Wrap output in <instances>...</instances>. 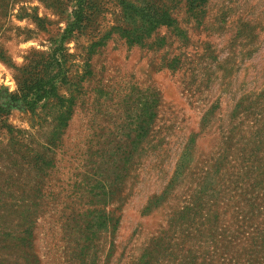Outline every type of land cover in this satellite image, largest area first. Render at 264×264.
<instances>
[{"label":"rangeland","instance_id":"1","mask_svg":"<svg viewBox=\"0 0 264 264\" xmlns=\"http://www.w3.org/2000/svg\"><path fill=\"white\" fill-rule=\"evenodd\" d=\"M0 66V264H264V0H0Z\"/></svg>","mask_w":264,"mask_h":264},{"label":"trees","instance_id":"2","mask_svg":"<svg viewBox=\"0 0 264 264\" xmlns=\"http://www.w3.org/2000/svg\"><path fill=\"white\" fill-rule=\"evenodd\" d=\"M122 11L125 15V18H127L128 20H132L133 22L135 21V19L140 20L142 22L141 26H144L143 29L146 31V33L150 31L151 28L155 27L157 24H165L162 18H165V21L169 23L166 14L163 13L162 18L157 19L155 18L156 14L147 11L145 7L136 8L132 5H129L127 7H123ZM80 12V9L74 12L73 21L68 24L67 29L64 30L63 36L72 33L73 30L81 29L82 19ZM145 25H147V28ZM135 31L137 30L134 29L131 32ZM44 75L31 76L30 78L23 80L18 85V94H4L5 101L7 103L21 102L28 111H32L38 102L47 98H57L58 101H61V99L58 98L55 94V86L53 80L56 78V75ZM4 106V104H0V115L8 110Z\"/></svg>","mask_w":264,"mask_h":264},{"label":"clouds","instance_id":"3","mask_svg":"<svg viewBox=\"0 0 264 264\" xmlns=\"http://www.w3.org/2000/svg\"><path fill=\"white\" fill-rule=\"evenodd\" d=\"M0 67H2V66H0ZM0 83H3V84H5L6 86H8L9 89H10V91L15 89L14 82L11 81V78H10V77H9L8 80H0Z\"/></svg>","mask_w":264,"mask_h":264}]
</instances>
